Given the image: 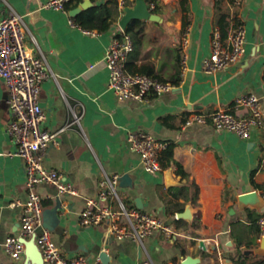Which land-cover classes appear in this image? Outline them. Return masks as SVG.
<instances>
[{
  "label": "crops",
  "instance_id": "crops-1",
  "mask_svg": "<svg viewBox=\"0 0 264 264\" xmlns=\"http://www.w3.org/2000/svg\"><path fill=\"white\" fill-rule=\"evenodd\" d=\"M44 2L0 0V18L11 12L23 15L28 44L41 51L51 70L39 101L46 116L44 127L56 132L58 141L49 146L45 163L64 173L79 190V195L60 197L55 184L37 185L44 205L43 227L50 230L55 244L69 256L83 253L92 262L106 251L109 264H141L146 257L156 264H181L188 256L198 259L196 264H236L240 251L248 258L263 257L264 227L258 224L262 229L258 234L247 220L246 209L264 215V188H256L252 180L259 168L254 180L264 185V130L244 139L211 122H185L193 113L231 107L238 96L249 92L260 97L264 110V0H242L239 5L234 0L148 3L160 18L138 19L142 22L133 30L134 49L127 69L151 71L179 84L144 102L122 101L109 87L105 55L122 30L119 8L114 9L112 27L101 31L78 24L75 19L80 13L73 17L72 9L65 13L45 7ZM91 2L82 12L111 6L109 0ZM238 20L247 32L244 57L226 70L207 72L203 60L212 52L215 32L226 40ZM185 28L189 42L183 68ZM8 99V87L0 77V264H14L4 243L19 232L23 207L12 202L28 198L24 161L15 153L17 144L8 130L12 117ZM234 112L247 113L243 107ZM130 131L151 133L172 146L171 156L166 149L160 155L163 172L145 170L139 154L129 147ZM181 168L188 176L182 175ZM105 175L122 177L116 189L128 207L159 216L178 235L168 238L156 231L140 243L116 238L108 224L82 225L80 212L97 195ZM194 182L199 187L197 203L185 188ZM253 190L260 195V208L240 204V194ZM108 202L118 201L111 197ZM184 211L187 216H180Z\"/></svg>",
  "mask_w": 264,
  "mask_h": 264
},
{
  "label": "built area",
  "instance_id": "built-area-1",
  "mask_svg": "<svg viewBox=\"0 0 264 264\" xmlns=\"http://www.w3.org/2000/svg\"><path fill=\"white\" fill-rule=\"evenodd\" d=\"M69 0H45L44 6L68 13ZM130 0H118V8L124 14ZM239 5L242 0H234ZM73 24H75L72 21ZM122 28V27H121ZM87 33L93 30H85ZM107 49L105 61L109 68V87L120 100L147 101L153 95H161L177 87L169 81H161L151 75L130 72L127 69L129 53L134 49L133 38L124 29ZM183 68L187 65L186 49L189 42L188 28L183 33ZM247 32L240 20L233 24L226 40L215 32L212 52L203 60L207 72L226 70L240 61L246 52ZM51 76L45 56L27 41V25L23 15L17 12L0 18V77L8 87V103L12 117L9 133L17 144V155L23 158L26 173L28 198L25 202L15 200L13 206L22 205L23 214L19 232L9 235L4 243L6 252L14 264H23L26 259V245L20 237L35 236L45 264H105L98 258L95 262L83 254L69 256L53 241L49 229L43 227L44 205L36 188L41 183H53L58 187L60 197L79 195L77 187L60 170L49 167L45 158L49 146L57 143V133L44 127L46 118L39 101L42 83ZM244 108L247 113L239 116L234 109ZM211 122L219 130L236 132L244 139L264 130V110L260 97L253 92L238 96L231 107L211 113H193L185 124ZM129 147L137 152L147 172H163L160 155L168 143L144 131H130L127 137ZM119 176L105 175L95 197H90L87 206L80 212V223L84 226L108 224L110 232L118 239L143 240L161 231L168 238L178 235L174 226L165 223L159 216L135 207H128L119 197L116 186ZM111 197L117 203L110 204ZM106 201V204L103 203ZM259 223L264 227V215ZM40 228H42L40 230ZM141 264H156L146 257ZM162 264H178L167 261Z\"/></svg>",
  "mask_w": 264,
  "mask_h": 264
},
{
  "label": "trees",
  "instance_id": "trees-1",
  "mask_svg": "<svg viewBox=\"0 0 264 264\" xmlns=\"http://www.w3.org/2000/svg\"><path fill=\"white\" fill-rule=\"evenodd\" d=\"M80 2H82V0H69L67 2V9H73L76 8ZM109 2L111 3V6H109L108 4H102L101 6L98 7H94L91 8L87 11H84L82 13H80L77 17H76V21L78 22V24H80L81 26H83L84 28H88V29H92V28H97L101 31H107L112 27V22L110 21L112 18H114L113 13H114V9H118V0H109ZM148 3H155L156 5H158L159 0H147ZM129 5H131L130 1L128 2ZM240 21V20H238ZM236 21V22H238ZM141 20H133L129 26L127 27V29H125V32L129 35H131L134 33V27L136 24L141 23ZM186 30V28L184 29ZM139 31H141V29L139 28ZM121 33H119L118 35H120ZM133 38V37H132ZM130 70V69H128ZM133 73L136 72H140V73H146L148 75H151L161 81H165L163 79H161L160 77L154 75L151 71H146L143 69H137V70H130ZM173 84L178 85L179 81H175V82H171ZM166 152V154H168L169 156L172 155V146L169 145V147L164 151ZM161 159V158H160ZM164 166V165H163ZM259 168L255 169L253 171V175H252V180H253V184L256 188H264V185L257 183L254 180V175L255 173L258 171ZM181 173L183 176H188V174L181 168ZM185 188L189 191L193 192V202L197 203V197H198V185L194 182V183H190L187 184L185 186ZM247 212V220L250 221L252 223V226L256 229L257 233L259 234L262 229L261 227H259V220L262 217V214L258 213L256 209H251V208H247L246 209ZM250 259L251 262H248L247 260ZM236 264H264V256L263 257H250L248 258L245 252H241L240 251V256L239 258L236 259Z\"/></svg>",
  "mask_w": 264,
  "mask_h": 264
},
{
  "label": "water",
  "instance_id": "water-1",
  "mask_svg": "<svg viewBox=\"0 0 264 264\" xmlns=\"http://www.w3.org/2000/svg\"><path fill=\"white\" fill-rule=\"evenodd\" d=\"M91 4H92L91 0H84L76 8L70 11L71 16L73 17L77 16L84 9L89 8ZM159 18L160 16L156 13H153L152 10L149 8V4L147 0H136L135 4L127 5L125 7L124 14L120 18L119 25L122 27V29L125 30L133 20H137V19L158 20ZM166 178L168 183L171 182L169 173H166ZM121 179L122 177H119L118 182ZM239 200H240V204L243 206L252 205L256 208H260L262 205L261 204L262 201L257 190L240 194ZM180 216L186 217L187 212L186 211L182 212ZM20 240L26 245L25 264H45L43 254L39 249V246L35 242V236H32L29 239L25 237H20ZM261 248L264 249V236L262 237ZM100 258L103 261V263L109 264L110 257L106 251H103L101 253ZM197 260L191 256H188L181 262V264H196Z\"/></svg>",
  "mask_w": 264,
  "mask_h": 264
}]
</instances>
